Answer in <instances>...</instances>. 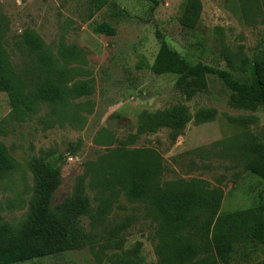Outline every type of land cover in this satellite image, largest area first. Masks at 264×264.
Segmentation results:
<instances>
[{"label": "rangeland", "instance_id": "374dc122", "mask_svg": "<svg viewBox=\"0 0 264 264\" xmlns=\"http://www.w3.org/2000/svg\"><path fill=\"white\" fill-rule=\"evenodd\" d=\"M200 1L198 24L188 30L179 21L185 0H115L127 11L120 19L108 6L89 17L87 0H0L3 47L16 73L33 69L28 77L34 79L40 73L35 67L40 51L20 47L21 34L30 30L54 58L52 79L67 90L84 82L91 87L86 95L69 90L55 104L37 102L31 111L15 108L0 92V143L15 161L0 178V218L15 225L30 211L35 160L60 170L52 206L80 191L89 209L79 216L86 235L80 247L26 264H157L155 223L144 203L101 184L105 155L116 148L155 150L163 165L161 183L199 179L220 189L219 213L249 208L259 193L264 196V179L246 167L253 160L251 142H264L263 105L228 91L211 74L189 80L194 95L185 99L175 87L181 62L173 53L226 69L256 87L250 64L240 60L243 54L264 58V0L245 14L238 0ZM101 22L114 26L115 34L95 32ZM71 46L75 57L60 55ZM177 105L190 114L184 128L175 134L166 126L153 130L154 115ZM200 109L214 114L202 121L196 117ZM140 125L145 130L139 131ZM100 205L106 207L99 215ZM96 216L99 221L92 225ZM263 259L264 244H237L230 264Z\"/></svg>", "mask_w": 264, "mask_h": 264}, {"label": "trees", "instance_id": "16d2710c", "mask_svg": "<svg viewBox=\"0 0 264 264\" xmlns=\"http://www.w3.org/2000/svg\"><path fill=\"white\" fill-rule=\"evenodd\" d=\"M243 14L247 7L257 9L259 0H238ZM111 7L118 19L127 16L115 0H87L89 17L105 7ZM202 5L200 0H185L179 19L181 25L194 30L198 24ZM93 30L105 35H114L115 27L106 22ZM23 52L40 51L36 58L37 78L28 77L34 70L23 69L16 73L3 47L0 31V92L6 93L15 108L26 111L34 109L37 102L55 104L65 99L70 90L76 95H86L91 87L86 82L75 84L69 90L52 79L53 56L45 49L41 38L30 30L21 34ZM181 62L175 87L185 99L194 95L189 80L204 74L215 75L223 86L239 94L247 101L261 103L264 107V58L259 54L242 55L241 60L250 64V75L257 86L240 82L226 69L202 62L190 63L173 51ZM75 57L74 46L64 48L60 55ZM62 74H65L62 73ZM62 77V76H59ZM214 110L200 109L197 119L208 120ZM154 115V114H153ZM155 126H166L179 133L190 120L183 105L157 112ZM139 131L145 130L143 125ZM253 160L246 165L251 172L264 179V142L254 139L249 147ZM106 188L119 187L132 201L144 203L147 217L155 223L154 251L157 264H230L235 245L257 246L264 244V196L259 193L256 202L249 208L219 213L222 191L210 189L199 179H179L160 182L163 165L160 156L152 148H116L106 154ZM15 168V161L5 146L0 143V178ZM36 198L27 215L13 225L0 218V264H26L31 259L58 254L82 245L86 235L79 224V216L89 214L87 198L78 195L66 198L52 206L53 193L61 184L58 167L35 160ZM106 206H98L99 215ZM94 218L92 225L98 223ZM127 226L126 223H123ZM125 228V227H124ZM264 259L259 262L263 264Z\"/></svg>", "mask_w": 264, "mask_h": 264}]
</instances>
